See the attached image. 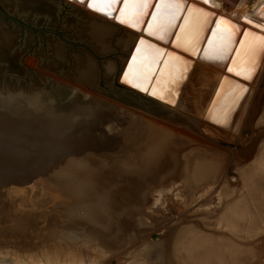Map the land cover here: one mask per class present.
<instances>
[{
    "label": "rangeland",
    "instance_id": "374dc122",
    "mask_svg": "<svg viewBox=\"0 0 264 264\" xmlns=\"http://www.w3.org/2000/svg\"><path fill=\"white\" fill-rule=\"evenodd\" d=\"M219 1L226 13L241 3L244 11L264 9V0ZM60 10L53 29L80 39L91 20L79 23L78 11ZM71 15L76 28L64 25ZM108 31L106 45L91 40L101 61L55 34L41 37L70 51L64 61L75 70L73 80L49 69L44 54L25 59L38 60L26 64L33 82L55 78L115 110L95 131L50 137L46 145L58 144L55 154L14 156L22 147L1 140L0 250H25L24 259L37 257L33 264L46 262L43 256L56 257L48 264H264V59L256 80L244 85L233 127L224 128L204 118L218 83L203 67L184 82L179 109L166 113L77 81L87 63L119 80L130 49L126 35Z\"/></svg>",
    "mask_w": 264,
    "mask_h": 264
},
{
    "label": "bare ground",
    "instance_id": "6f19581e",
    "mask_svg": "<svg viewBox=\"0 0 264 264\" xmlns=\"http://www.w3.org/2000/svg\"><path fill=\"white\" fill-rule=\"evenodd\" d=\"M71 1L74 6L79 7L83 11V18H89L91 20L89 30L97 38L92 36V39L102 46L106 45L109 41L106 40V36L110 33L108 31L109 29L113 31L114 28H117L123 35H126V45L130 49V52L128 53L126 62L123 64L119 80L117 79L119 84L135 90L140 97L146 98L151 104H157L166 110H174L180 106L179 98L181 88L192 69L203 67L206 78L208 80L213 79V83H218L211 96L204 118L207 116V120L212 122V124L224 128L233 127V119L236 116V105L243 102L242 97L245 93L244 85H248L254 81L263 65L261 64L264 59V31H262L264 29L263 7H257L255 11L248 12L242 9L243 3H241L236 6L235 11L226 13L219 0H208V3H203V0H185V4L183 5L185 10L182 13H178V18L172 22L171 27L159 33L164 39H157L156 36L148 35V26L153 23V16L156 14L159 0H152L151 6L143 8L142 18L131 27L126 24H121L115 18L122 4H113L111 7L116 11H112L110 15H104L101 12L91 10L75 0ZM193 6L197 10L189 15L188 9ZM136 10L140 11L141 9L137 8ZM221 17L237 26L235 34L231 37L232 42L226 44L227 50H225V44H222L213 36V32L216 31L217 23ZM97 20L98 22H96ZM248 20L252 21V23H246ZM140 40H144L146 43L140 45L138 44ZM137 45V48H140L141 51L137 52L136 49L134 57H137V61L143 58V61L147 64L150 71L148 80L140 76L137 61L133 60L129 64V60ZM148 45H151L152 48L151 57L144 55V49ZM156 49H159L158 53L155 51ZM26 64L36 67L38 60L30 58L26 60ZM161 65V74L155 79V75ZM130 67L132 71H129ZM229 68H232L231 72L228 71ZM195 70L193 71L195 72ZM125 73L128 74L127 79L125 78ZM228 74L231 75L229 76ZM247 81L250 82L247 83ZM142 87L147 88L148 91H142ZM153 91H155L156 95H152ZM247 91L246 89V93ZM54 111L49 110L47 113L41 114L37 119V125L31 121L30 114L27 118L24 115H14L12 118L8 116L3 117L0 114V142L8 137L9 145L17 144L22 147L17 150L16 154L14 153V156L22 154L29 155L30 152L33 153L32 155H36L35 158L47 156V153L43 152V145L36 144L35 139L39 141L46 139L38 129H42L43 127L50 128L49 125L51 123L52 128L56 131L61 127L60 124L59 126L53 124L58 123L56 120L51 119ZM100 114L99 117L97 116L95 122L91 120L90 122H86L83 119L75 122L73 120L71 121L70 117L67 119L66 128L72 129L74 131L73 133L82 135V130L85 127L89 126L90 129H94V126L98 127V125L100 127L102 121L110 119L114 113L104 111V113ZM49 120L51 123H49ZM59 122L63 123V120ZM71 125L74 127H71ZM35 130H38V136L35 134L34 138L32 134H34ZM12 133L14 134L11 136ZM4 134L6 135L4 136ZM51 143L53 144V148L52 150H48V152L54 154L60 152L58 150V144ZM72 236H67L66 238L70 239ZM29 251L31 252V250ZM22 252L20 253L16 249L7 251L0 250V264H33L36 262L34 259L37 257L32 256L34 254L29 256L28 259H24ZM43 258L46 262L39 260L40 264H48L56 257L49 258V256H43ZM71 264L82 263L79 261L76 262L75 260Z\"/></svg>",
    "mask_w": 264,
    "mask_h": 264
},
{
    "label": "water",
    "instance_id": "95a60500",
    "mask_svg": "<svg viewBox=\"0 0 264 264\" xmlns=\"http://www.w3.org/2000/svg\"><path fill=\"white\" fill-rule=\"evenodd\" d=\"M62 8L78 11V15L74 16L78 21L83 19L84 21L90 20L89 18H83V11L79 7L72 6L68 1L0 0V15L3 18L0 19V22H2L0 24H3V27H0V114L3 117L8 116L12 118L14 115H24L27 118L30 114L31 121L37 125V119L41 114L47 113L49 110H55L51 119L58 122L53 123L54 125L57 124L59 126L60 124L61 127L57 131L54 130L50 119V128L43 127L42 129H38L47 140L39 141L35 139V141L37 144H41L40 146L43 145V147L49 143L51 140L50 137L56 140L65 136L69 137L70 133L74 132L72 129L66 128L68 118L71 117L70 120L75 122H79L82 119L88 121L96 118L100 113H104V111L114 112L115 110L114 106L101 102L97 96L94 97V95L89 96L85 94L72 84L65 85L55 78L50 79L44 77L36 78L39 80L38 83L37 80L33 82L31 76H25V70L30 72V68L26 65L25 60L27 56L44 54L49 69L68 76L67 79L69 80L70 78L72 80L74 79L70 75H73L72 73L75 70L71 68L69 63H65L64 61L65 59H72L69 55L70 51L68 52V49L60 45H55V42L52 40L46 43L40 41L41 37H46L49 34L57 35L58 40L63 45L86 49L98 61L102 60V57L96 53V49L98 50V48H96L94 43H91L92 34L89 27H86L85 24H83L82 30H80L82 31L79 35L80 39L72 38L68 40L53 29V24L61 21L58 16L62 12L60 10ZM74 17L71 15L70 19L64 25L70 26V28H76L77 23ZM84 41L91 46L83 44ZM137 47L138 45L129 60V64L133 61ZM76 51L81 54L83 53L79 50ZM49 60L54 61L49 62ZM95 67L87 63L83 69L80 68V71L76 72L78 77L76 80L85 84L86 87L93 91H98V89L100 91L101 89L105 95L107 94L116 99H121L129 104L142 106L147 110H149L148 106L151 105L161 112H167L163 107L154 103L151 104L146 98L140 97L135 90L119 84L118 80H114V78L110 79L111 77L108 75L105 78V74L100 65V68ZM161 69L162 65L157 71L155 79L160 76ZM1 100H4V103ZM61 120H63V123L59 122ZM71 127L74 126L71 125ZM38 130H35L34 134H32L33 137L35 134L38 136ZM48 147L46 145L43 148V152H48Z\"/></svg>",
    "mask_w": 264,
    "mask_h": 264
},
{
    "label": "snow or ice",
    "instance_id": "6c2138e0",
    "mask_svg": "<svg viewBox=\"0 0 264 264\" xmlns=\"http://www.w3.org/2000/svg\"><path fill=\"white\" fill-rule=\"evenodd\" d=\"M77 2L93 11L101 12L104 15H110L112 11H116L111 7L113 4H122L115 18L121 24H126L131 27L134 23L139 22V19L142 18L143 15L142 9L151 6L152 0H77ZM203 3H208V0H203ZM184 4L185 0H159V6L156 8V14L153 16V23L148 26V35L156 36L157 39H164L159 33L166 31L167 28L172 26V22L178 18V13H182L185 10L183 7ZM137 8L141 10L137 11ZM196 10L195 6L188 9L189 15ZM246 23L251 24L252 21L248 20ZM236 27L235 24L225 20L223 17H221L217 23L216 31L213 32V36L222 44H225V50H227L226 44L232 42L231 37L235 34ZM262 31H264V29H262ZM145 43L144 40L139 41L140 45H144ZM140 51L141 49L137 48V52ZM155 51L158 53L159 49ZM144 55L147 57L152 56L151 45H148V47L144 49ZM133 60L137 61V57H133ZM137 64L140 76L148 80L150 71L147 64L143 61V58L137 61ZM129 71H132L131 67ZM228 71L231 72L232 68H229ZM127 76L128 74L125 73L126 79ZM141 90L145 92L148 91L147 88L143 87ZM152 95H156L155 91L152 92Z\"/></svg>",
    "mask_w": 264,
    "mask_h": 264
},
{
    "label": "crops",
    "instance_id": "0c3cea01",
    "mask_svg": "<svg viewBox=\"0 0 264 264\" xmlns=\"http://www.w3.org/2000/svg\"><path fill=\"white\" fill-rule=\"evenodd\" d=\"M206 119H208L207 116H206Z\"/></svg>",
    "mask_w": 264,
    "mask_h": 264
}]
</instances>
